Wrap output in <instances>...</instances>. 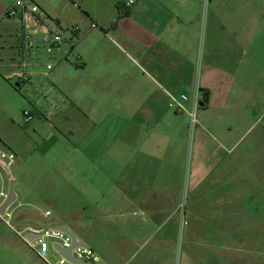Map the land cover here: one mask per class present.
Segmentation results:
<instances>
[{"label": "crops", "instance_id": "1", "mask_svg": "<svg viewBox=\"0 0 264 264\" xmlns=\"http://www.w3.org/2000/svg\"><path fill=\"white\" fill-rule=\"evenodd\" d=\"M14 1L0 0L3 84L14 81L17 63L20 26L5 18ZM32 1L59 25L80 29L66 62L71 68L61 62L48 77L60 110L49 120H34L37 128L56 130L46 152L57 148L65 159L50 165L65 191L71 188L66 197L82 200L73 209L54 205L84 216L90 204L105 228L116 229L101 233V263L116 264L127 256L132 238L124 235L166 228L182 199V218L194 230H264V80L258 73L250 78L249 70L215 64L234 46L228 37L219 41L214 31H202L205 0H69L73 23L52 0ZM207 18L211 23L214 16ZM75 58L80 65L71 62ZM253 67L260 71V65ZM65 71L79 79L64 80ZM196 90L200 106L191 125L171 98L186 97L183 106L191 110ZM105 150L112 154L105 158ZM10 179L17 184L12 172ZM33 209L37 205L27 201L14 211L21 229L41 227L50 216ZM46 225L64 226L83 243L76 221L58 218ZM0 248L8 264L38 260L7 233H0Z\"/></svg>", "mask_w": 264, "mask_h": 264}, {"label": "rangeland", "instance_id": "2", "mask_svg": "<svg viewBox=\"0 0 264 264\" xmlns=\"http://www.w3.org/2000/svg\"><path fill=\"white\" fill-rule=\"evenodd\" d=\"M52 1V6L62 11L68 22L73 23L75 14L72 13V3L69 0ZM208 3L209 0L203 1L200 10L202 31H214L218 34L219 41L222 37H228L227 40L234 46L233 52L227 58L217 56L219 59L215 64L220 67L227 63L234 71L249 70L250 78H255V74L258 73V78L264 80V0H211L210 6ZM210 15L214 16L211 23L207 18ZM63 62L65 66L71 68L69 62ZM255 65H260L259 72L254 69ZM62 78L68 81L73 78L79 79L78 76L73 77L66 71ZM5 83L6 85L9 83L11 89H7ZM5 83L0 82V152H12L15 156L11 172L18 179L13 188L18 196V202L22 205L29 201L37 205V209L33 210L39 215L49 211L50 216L45 219L44 225H41L44 228L47 227V223L58 218L76 221L79 229L75 232L77 237L103 259L101 233L106 230L114 234L116 229L108 224L105 228L102 217L94 214L95 209L90 204L89 212L84 216L81 213H62L58 205L57 207L54 205L53 202H57L59 207L61 205L65 209H73L82 202L80 196H74L75 199L66 197L67 194H71V188H68V192L65 191L64 183L57 177L55 168L50 165L53 160L65 159L63 151L57 148L46 152L51 140L49 134H56V130L47 125L37 128L36 120L25 126L22 123V111L27 104L22 105L24 99L14 91L13 80ZM108 144L111 145L107 142L106 146H109ZM104 153L106 158L112 154V150H105ZM8 184L9 181L0 168V191L7 192ZM183 206L182 199L179 214L171 218L166 228L143 233L134 231L131 235H124L127 239L131 237L132 241H129L127 256L120 258L116 264H264V230L247 232L194 230L192 225L182 218ZM29 208L31 209V206ZM10 225L16 230H21L14 217ZM0 233L17 238L1 219ZM48 245L51 260V257L57 254L52 250L51 241H48ZM113 249L117 250V247L114 246ZM1 250L0 248V259L5 253ZM1 261L2 264L6 263L2 259ZM26 262L45 264L39 259L30 262L28 257Z\"/></svg>", "mask_w": 264, "mask_h": 264}, {"label": "built area", "instance_id": "3", "mask_svg": "<svg viewBox=\"0 0 264 264\" xmlns=\"http://www.w3.org/2000/svg\"><path fill=\"white\" fill-rule=\"evenodd\" d=\"M128 4H132L129 1ZM5 18L19 23L20 33L17 44L16 70L12 73L14 87L22 95L27 107L22 111V123L26 126L36 117L40 116L49 120L53 113L60 110L55 101V90L48 80L51 72L63 61H69L74 45L78 42L80 31L77 25L63 27L50 19L32 0H15L6 10ZM91 28L96 24L91 23ZM80 65L79 58L71 61ZM60 101H63L58 96ZM186 97L171 98V103L176 111L186 113L190 124L195 123V113L200 103L195 91L193 107L186 110L183 102ZM15 156L12 152H0V168L4 171L7 180H10L11 167ZM7 192L0 191V205L6 198ZM13 206V207H12ZM21 204L17 199L9 205L0 219L16 234V236L33 252V254L45 264H73L63 258L54 248H71L74 260L86 264H101L96 253L86 246L72 245L70 237L57 229L49 227L25 226L16 230L10 225L14 217V211ZM12 208V209H11ZM49 213L46 212L45 215ZM57 256L49 258V245Z\"/></svg>", "mask_w": 264, "mask_h": 264}, {"label": "water", "instance_id": "4", "mask_svg": "<svg viewBox=\"0 0 264 264\" xmlns=\"http://www.w3.org/2000/svg\"><path fill=\"white\" fill-rule=\"evenodd\" d=\"M15 185V181L10 179L9 180V184H8V191H7V196L6 198L3 200L2 204L0 205V215L4 214L5 209L11 205L15 199H16V194L13 190V187ZM53 229H57L59 231H62L64 233H66L71 241H72V245H80V246H85L83 243L79 242L76 237L74 236V234H72L66 227L64 226H58V227H54ZM54 248L58 251V253L65 258L66 260H68L69 262H72L73 264H86L85 262H80L77 260H74L72 258L71 255V248L68 249H63V248H59L57 246H54Z\"/></svg>", "mask_w": 264, "mask_h": 264}, {"label": "trees", "instance_id": "5", "mask_svg": "<svg viewBox=\"0 0 264 264\" xmlns=\"http://www.w3.org/2000/svg\"><path fill=\"white\" fill-rule=\"evenodd\" d=\"M117 7H118V9L121 10V3L120 2H117Z\"/></svg>", "mask_w": 264, "mask_h": 264}]
</instances>
